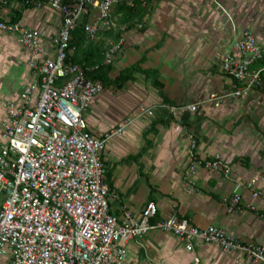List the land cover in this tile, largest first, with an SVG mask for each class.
I'll return each mask as SVG.
<instances>
[{
  "label": "crops",
  "instance_id": "obj_1",
  "mask_svg": "<svg viewBox=\"0 0 264 264\" xmlns=\"http://www.w3.org/2000/svg\"><path fill=\"white\" fill-rule=\"evenodd\" d=\"M18 12L21 26L47 31L44 44L53 54L51 38L60 28V14L47 4L0 2V20ZM142 22L143 31L124 33L110 76L144 56L140 66L158 70L162 90L136 73L120 89L104 88L83 114L89 131L100 136L134 113L139 103L156 108L154 118L138 117L125 135L107 141L102 158L115 192L109 198L110 211L118 217L137 215L146 202L154 201L156 219L175 214L194 225L212 224L244 242L263 244L264 181L251 186L250 180L264 173V91L224 100L217 107L205 102L195 111L180 110L177 117L157 106H181L224 91L229 78L220 71V60L242 29L260 38L264 0H154ZM29 57L17 34L0 31V124L6 102L16 100L33 79ZM190 136L196 140L193 150ZM216 154L229 166L228 173L198 163ZM190 170L194 186L186 182ZM253 189L258 197L252 196ZM235 191L243 210L228 213L226 203ZM126 252L122 264H188L195 255L199 264H259L204 242L186 250L179 238L160 230L144 235L142 245L129 241ZM0 264H11L10 259L0 257Z\"/></svg>",
  "mask_w": 264,
  "mask_h": 264
},
{
  "label": "built area",
  "instance_id": "obj_2",
  "mask_svg": "<svg viewBox=\"0 0 264 264\" xmlns=\"http://www.w3.org/2000/svg\"><path fill=\"white\" fill-rule=\"evenodd\" d=\"M120 1L31 0L33 6L47 4L61 16L60 28L51 38L53 54L44 44L45 29L0 20V31L17 34L19 44L28 51L33 76L16 100L6 102V118L0 124V257H8L11 264H122L129 241L142 245L144 235L160 230L179 238L189 251L194 242H204L264 264V243L244 242L221 227L197 226L175 214L156 219L154 201L146 202L137 215L118 217L110 211L109 198L115 192L107 182L102 158L107 141L125 135L138 117L154 118L156 108L140 103L117 126L93 135L83 114L104 90L102 81L90 75L98 65H82L69 57L76 27L89 39L102 31L119 30L118 42L104 54L103 63L113 64L127 31L112 15ZM135 1L148 6L150 0L125 3L132 6ZM0 2L6 4V0ZM263 57L264 26L260 38L244 28L220 60V71L229 78L224 91L181 106L162 103L157 107L177 117L180 110L195 111L205 102L217 107L224 100L263 92L264 65L257 64ZM195 147L196 140L190 136V149ZM198 163L212 172L229 171L217 154ZM193 175V170L185 174L190 186L195 185ZM262 181L264 173L255 174L250 185ZM252 196L258 197L259 191L253 189ZM242 210L241 195L235 191L226 211ZM199 262L195 255L188 264Z\"/></svg>",
  "mask_w": 264,
  "mask_h": 264
},
{
  "label": "trees",
  "instance_id": "obj_3",
  "mask_svg": "<svg viewBox=\"0 0 264 264\" xmlns=\"http://www.w3.org/2000/svg\"><path fill=\"white\" fill-rule=\"evenodd\" d=\"M22 7L33 6L31 0H19ZM150 0L148 6H142L139 1H135L132 6H128L125 1H120L113 9L112 15L117 21L126 26V30L137 28L143 31L144 23L143 17L151 11L152 2ZM149 7V10L148 8ZM19 12L15 14L10 20L16 22L19 20ZM139 25V27L137 26ZM121 36L119 30L116 31H102L97 34L95 39H89L80 26L76 27L71 33L70 45L74 47V52L70 55V60L75 63L84 64L88 66L98 65L97 69L90 73L91 77L97 78L102 81L104 88L120 89L128 81L134 79L136 73L144 75L149 79L152 86L157 90H162V83L160 82L159 73L154 68H142L140 63L144 60L142 56L138 61L126 66L119 70L118 74L114 77L110 76V71L113 64L103 63L104 54L108 48L118 42ZM110 43V45H107ZM264 65V57L257 63Z\"/></svg>",
  "mask_w": 264,
  "mask_h": 264
},
{
  "label": "rangeland",
  "instance_id": "obj_4",
  "mask_svg": "<svg viewBox=\"0 0 264 264\" xmlns=\"http://www.w3.org/2000/svg\"><path fill=\"white\" fill-rule=\"evenodd\" d=\"M107 45H110V43H107ZM115 91V90H114ZM140 104V103H139ZM138 106V105H137ZM137 108V107H136Z\"/></svg>",
  "mask_w": 264,
  "mask_h": 264
}]
</instances>
